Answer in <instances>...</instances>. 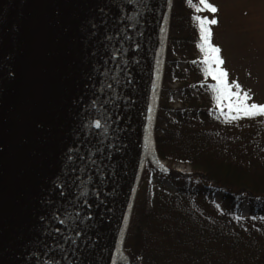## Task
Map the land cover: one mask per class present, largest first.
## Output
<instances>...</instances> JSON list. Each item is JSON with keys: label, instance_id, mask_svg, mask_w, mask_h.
Instances as JSON below:
<instances>
[{"label": "water", "instance_id": "1", "mask_svg": "<svg viewBox=\"0 0 264 264\" xmlns=\"http://www.w3.org/2000/svg\"><path fill=\"white\" fill-rule=\"evenodd\" d=\"M169 3L0 0V264H104Z\"/></svg>", "mask_w": 264, "mask_h": 264}, {"label": "trees", "instance_id": "2", "mask_svg": "<svg viewBox=\"0 0 264 264\" xmlns=\"http://www.w3.org/2000/svg\"><path fill=\"white\" fill-rule=\"evenodd\" d=\"M195 16L187 0H173L155 149L146 164L176 191L149 212L135 205L119 264H264V115L248 117L246 145L234 153L224 146L228 121L217 108L215 82L204 72ZM181 43L195 49L180 58L185 69L173 57ZM175 82L181 106L171 109L169 85ZM174 163L191 171H177ZM217 192L220 204L212 200ZM244 204L248 217L241 213Z\"/></svg>", "mask_w": 264, "mask_h": 264}, {"label": "rangeland", "instance_id": "3", "mask_svg": "<svg viewBox=\"0 0 264 264\" xmlns=\"http://www.w3.org/2000/svg\"><path fill=\"white\" fill-rule=\"evenodd\" d=\"M208 2L213 4L217 11L213 13L202 9L197 11V15L218 21L216 24L209 25L212 33L211 42L220 49V56L224 61L221 67L227 72L229 84L237 82L242 91L248 92L249 103L264 104V0H208ZM198 4L199 0H192V5ZM174 48L173 57L179 59L192 55L195 51L185 43ZM179 66L185 69L187 65L180 59ZM210 78L216 83L212 77ZM179 86H181L179 82L169 85V89L174 91L170 94L169 107L171 109L181 106ZM235 90L233 87V91ZM227 112V107L223 106V113L228 123L222 137L223 140H226L224 146L234 153L250 140L248 132L251 123L248 122L246 116L240 115L236 119H232L231 116L226 115ZM233 115L235 114L233 113ZM153 142L154 139L152 144ZM162 164L169 166L166 161ZM172 168L187 173L191 171L189 166L181 163L172 164ZM145 170L141 176L134 207L137 204L139 208L149 212L162 197L168 192H175L176 188L166 176L155 172L152 167L148 168L147 166ZM212 200L220 204L222 194L215 193ZM241 213L243 217H248L249 207L247 204L243 205ZM121 253H124V249Z\"/></svg>", "mask_w": 264, "mask_h": 264}, {"label": "bare ground", "instance_id": "4", "mask_svg": "<svg viewBox=\"0 0 264 264\" xmlns=\"http://www.w3.org/2000/svg\"><path fill=\"white\" fill-rule=\"evenodd\" d=\"M166 12H168L166 10ZM167 19H164V26L162 28L160 44L157 54V61L153 72V90L152 101L144 114L142 121L140 139L133 158L132 166L129 172L128 181L126 184L125 193L123 195L118 216L116 219L115 229L111 237L110 248L107 252L104 264H117V258L120 252L123 251L124 240L128 222L130 219L131 209L136 196L137 187L141 178V173L146 162V154L148 144L153 139L154 134V121L157 111L159 86L161 82L164 56L167 46ZM147 137V140H146Z\"/></svg>", "mask_w": 264, "mask_h": 264}, {"label": "snow or ice", "instance_id": "5", "mask_svg": "<svg viewBox=\"0 0 264 264\" xmlns=\"http://www.w3.org/2000/svg\"><path fill=\"white\" fill-rule=\"evenodd\" d=\"M187 3L193 6L196 11H201L202 9H207L213 13L217 11V8L209 3L208 0H199L198 5H192V0H187ZM194 20H196L199 25L201 42L198 47L203 53L202 63L205 65V75L211 76L212 79L216 81L211 87L217 102V108L221 109L223 114V106H226L228 109L226 115L231 116L232 119H236L240 115L246 117L264 115V104L249 103V93L242 91L237 82L229 84L227 80V72L221 67L224 61L220 56V49L211 43L212 33L209 25L216 24L218 21L216 19L209 20L207 17L201 16H195ZM213 65H215V67H213ZM233 87L236 89L235 91H233ZM233 113L235 115H233ZM94 123L96 127H100L99 120ZM253 219H255V217H253ZM63 222L64 221H61V223Z\"/></svg>", "mask_w": 264, "mask_h": 264}]
</instances>
